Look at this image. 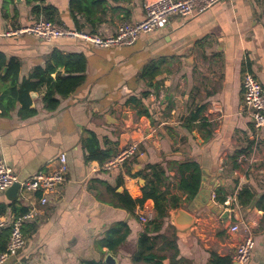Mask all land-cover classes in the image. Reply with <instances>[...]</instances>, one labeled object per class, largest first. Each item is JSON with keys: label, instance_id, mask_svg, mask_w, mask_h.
<instances>
[{"label": "crops", "instance_id": "crops-1", "mask_svg": "<svg viewBox=\"0 0 264 264\" xmlns=\"http://www.w3.org/2000/svg\"><path fill=\"white\" fill-rule=\"evenodd\" d=\"M4 1L0 53L18 61L19 80L45 66L54 49L83 53L86 70L79 87L57 96L53 111L42 101L46 86L30 93L32 115H20L17 102L6 113L0 108V158L19 181L49 171L59 154L67 157L66 180L47 204L20 189L12 201L0 191V207H5L0 218L16 215L10 204L34 212L22 226L23 247L1 264L102 261L110 252L99 242L116 223L128 234L111 254L118 264H132L138 237L155 217L154 204L148 198L129 212L116 204V193L140 198L150 165L165 171L160 189L168 190V216L159 233H175L181 264H207L211 252L232 260L241 233L229 227L239 221L247 223L254 239L250 263L264 264V211L257 206L264 195V126L255 130L241 107L246 70L264 86V0H221L194 16H172L166 27L129 44L109 47L80 37L45 40L14 31L43 16L33 6L49 5L55 8L53 22L107 37L120 21L143 19L144 5L155 0H104L89 15L72 14L69 0ZM149 65L158 71L153 79L142 75ZM6 86L0 80V95ZM192 114L198 116L195 121L189 120ZM92 134L112 156L131 140L136 151L121 165L103 169L85 160L82 140ZM238 151L246 158L236 159L233 168L230 156ZM184 160L202 169L191 200L176 186L174 166ZM242 190L252 194L245 204L238 199ZM174 198L178 207L171 206ZM139 214L151 219L142 223Z\"/></svg>", "mask_w": 264, "mask_h": 264}, {"label": "trees", "instance_id": "trees-1", "mask_svg": "<svg viewBox=\"0 0 264 264\" xmlns=\"http://www.w3.org/2000/svg\"><path fill=\"white\" fill-rule=\"evenodd\" d=\"M8 0H5L4 4ZM29 3L32 0H25ZM104 5V0H69V7L72 14H91L95 9ZM38 15L42 14L46 20L53 21V6H33ZM62 69V71L60 70ZM86 70V57L83 53L62 52L54 49L48 56L45 66L36 67L33 72L21 80L18 78L19 63L14 58L7 59L0 53V80L7 82L0 95V108L2 112H8L13 109L15 103L20 104L19 114L22 116L32 115L35 110L30 109L32 102L30 93L46 86V91L42 96L44 108L48 111L55 110L59 105V97H65L73 92L84 82V73ZM158 73L154 65H149L142 71V75L153 79ZM52 74L54 76L52 77ZM144 92L142 96H147ZM135 99H132V102ZM149 115L148 111H144ZM197 115H190L189 120L195 121ZM82 145L87 150L86 161H96L103 164L105 160L112 156L111 150L102 149L98 138L92 134L82 140ZM240 151L234 152L230 159L232 167H238L236 159ZM150 177L142 187V196L132 198L127 191L116 193V204L133 212L136 205H142L145 199H152L155 210V217L149 223L151 227H146L140 233L136 247L131 253L130 260L132 264H181L182 259L178 257V248L174 232L169 234L159 233L163 220L168 216V190L160 189V184L166 180L165 171L157 165H150ZM177 179V188L185 195L186 200H191L198 192L202 181V169L194 160H184L174 166ZM140 173L134 175L137 176ZM252 194L248 190H242L238 194L240 203L245 204ZM178 200L174 198L172 207H178ZM220 201H223L220 199ZM17 214L26 212L24 208H16L10 204ZM257 206L264 211V195L257 200ZM19 209V210H18ZM5 212V207H0V213ZM128 229L123 228L122 223L114 224L99 242L100 247H106L108 252L114 254L118 247L125 241ZM9 231L0 229V252L5 250ZM166 260H168L166 262ZM85 264H105L101 260H89ZM207 264H233L230 257H220L210 253V259Z\"/></svg>", "mask_w": 264, "mask_h": 264}, {"label": "built area", "instance_id": "built-area-1", "mask_svg": "<svg viewBox=\"0 0 264 264\" xmlns=\"http://www.w3.org/2000/svg\"><path fill=\"white\" fill-rule=\"evenodd\" d=\"M221 0H155L144 5L145 16L143 19L132 22L120 21L115 33L111 36L87 34L76 30H69L59 23L48 21L39 16L31 24L19 28L14 33H27L41 39L50 40L57 37H80L99 47L124 46L131 43L141 34L149 33L156 29L164 28L172 16L190 17L199 14ZM242 110L249 116L255 130L264 126V86L255 75L246 70L242 75ZM160 98V97H159ZM137 143L131 140L114 156L103 162V169H111L121 165L126 159L133 156ZM246 154L240 153L237 161L241 162ZM53 167L47 172H37L32 177L19 181L14 171L0 158V191L6 190L14 182L20 184L24 193L38 194L40 204L44 205L50 198L56 197L66 180L67 157L65 153L59 154L53 161ZM33 210L12 215L9 218H0V229H8L9 235L5 250L0 252V264L10 256H15L23 247L25 239L22 231L23 224L33 216ZM139 220L146 223L150 215L139 214ZM230 231L240 232L241 236L232 255V261L238 264H251L250 255L254 247V239L246 222L232 223Z\"/></svg>", "mask_w": 264, "mask_h": 264}, {"label": "water", "instance_id": "water-1", "mask_svg": "<svg viewBox=\"0 0 264 264\" xmlns=\"http://www.w3.org/2000/svg\"><path fill=\"white\" fill-rule=\"evenodd\" d=\"M15 1H20V0H15ZM19 188H20V184L18 182H14L10 187H8L4 191L6 198L9 201L14 200L16 198V194ZM102 261L105 264H118L117 259L111 253H106ZM233 264H238V263L233 262Z\"/></svg>", "mask_w": 264, "mask_h": 264}]
</instances>
